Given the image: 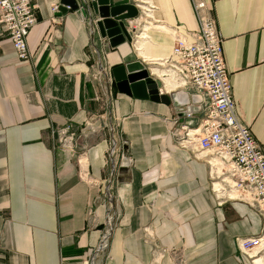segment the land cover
<instances>
[{
	"label": "crops",
	"instance_id": "obj_1",
	"mask_svg": "<svg viewBox=\"0 0 264 264\" xmlns=\"http://www.w3.org/2000/svg\"><path fill=\"white\" fill-rule=\"evenodd\" d=\"M147 1L155 24L114 48L72 11L52 13L60 0H31L26 62L0 26V264H264V248L236 243L261 232L256 208L223 201L206 153L171 135L184 122L174 106L204 99L190 85L172 89L159 62L175 27L189 42L199 31L192 2ZM204 1L236 117L264 150V0ZM133 61L168 104L118 92L111 71ZM66 125H90L74 155L58 147ZM79 159L91 183L79 180Z\"/></svg>",
	"mask_w": 264,
	"mask_h": 264
},
{
	"label": "built area",
	"instance_id": "obj_2",
	"mask_svg": "<svg viewBox=\"0 0 264 264\" xmlns=\"http://www.w3.org/2000/svg\"><path fill=\"white\" fill-rule=\"evenodd\" d=\"M129 1L138 11L137 17L126 22L133 41L143 32L142 29L155 23L147 0ZM191 2L199 31L189 42L180 37L175 27L172 52L159 62L165 67L162 78L172 89L190 85L202 93L204 99L174 106V123L178 117L184 122L172 129L171 135L181 147L198 154L206 153L204 160L209 165L211 188L223 201H245L256 208L263 220L261 232L248 239H236L239 250L249 252L264 248V150L254 139L250 127L243 124L234 112L231 85L222 57V39L212 9L204 0ZM51 11L57 13L58 6L53 5ZM35 23L31 0H0L2 33L21 62L30 58L26 37ZM89 129L90 125L79 131L70 125L58 128L55 132L58 147L74 155L77 140ZM125 159L130 162L129 158ZM78 178L81 182H92L83 159L78 160Z\"/></svg>",
	"mask_w": 264,
	"mask_h": 264
},
{
	"label": "water",
	"instance_id": "obj_3",
	"mask_svg": "<svg viewBox=\"0 0 264 264\" xmlns=\"http://www.w3.org/2000/svg\"><path fill=\"white\" fill-rule=\"evenodd\" d=\"M68 10L80 21L86 20L111 48L131 42L126 22L137 17L138 11L129 0H60L58 14H66ZM111 73L119 93L168 104V97L158 95L156 83L141 62L120 65L113 68Z\"/></svg>",
	"mask_w": 264,
	"mask_h": 264
},
{
	"label": "rangeland",
	"instance_id": "obj_4",
	"mask_svg": "<svg viewBox=\"0 0 264 264\" xmlns=\"http://www.w3.org/2000/svg\"><path fill=\"white\" fill-rule=\"evenodd\" d=\"M153 73H154V71H153Z\"/></svg>",
	"mask_w": 264,
	"mask_h": 264
}]
</instances>
